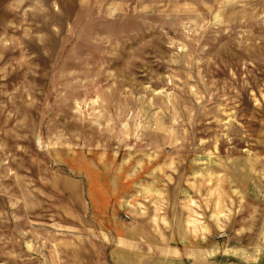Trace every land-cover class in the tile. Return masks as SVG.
<instances>
[{"label": "rangeland", "instance_id": "rangeland-1", "mask_svg": "<svg viewBox=\"0 0 264 264\" xmlns=\"http://www.w3.org/2000/svg\"><path fill=\"white\" fill-rule=\"evenodd\" d=\"M179 234L264 264V0H0V264Z\"/></svg>", "mask_w": 264, "mask_h": 264}, {"label": "crops", "instance_id": "crops-1", "mask_svg": "<svg viewBox=\"0 0 264 264\" xmlns=\"http://www.w3.org/2000/svg\"><path fill=\"white\" fill-rule=\"evenodd\" d=\"M178 236L179 237L177 238L176 244L169 241L165 244L162 243L159 246L160 252H152V256L148 254L145 255L146 251L138 253V255L141 257L144 256L145 258L150 257L153 262L156 260V258H158L162 264H198L199 262H197L195 259V256L193 255L194 253L191 252L192 246H190V244H186V241L189 243L191 242V237L187 238L185 236H181L180 234ZM130 252L131 251L129 250L127 251L128 254H132V252ZM113 253L115 256L117 255V257H121V252L119 253L117 249H114ZM196 254L198 255V253Z\"/></svg>", "mask_w": 264, "mask_h": 264}]
</instances>
